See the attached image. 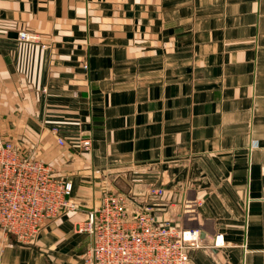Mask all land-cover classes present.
<instances>
[{
  "label": "crops",
  "instance_id": "obj_1",
  "mask_svg": "<svg viewBox=\"0 0 264 264\" xmlns=\"http://www.w3.org/2000/svg\"><path fill=\"white\" fill-rule=\"evenodd\" d=\"M46 108L90 150L59 144ZM0 140L55 164L80 206L28 243L0 229V264H84L82 210L135 177L189 181L183 224L224 233L188 264H264V0H0Z\"/></svg>",
  "mask_w": 264,
  "mask_h": 264
},
{
  "label": "built area",
  "instance_id": "obj_2",
  "mask_svg": "<svg viewBox=\"0 0 264 264\" xmlns=\"http://www.w3.org/2000/svg\"><path fill=\"white\" fill-rule=\"evenodd\" d=\"M16 39L48 48L31 30H18ZM37 57L44 65L45 53ZM37 91L46 94L47 85L39 84ZM39 118L59 144L90 150V129L82 121L56 117L47 108ZM57 171L55 164L24 152L10 140H0V229L28 243L44 221L79 209L71 179ZM189 187L187 180L167 186L139 177L129 191L107 187L101 202L81 213L78 229L90 236L84 264H188L195 249L226 246L223 232L208 237L201 228L183 224L193 204Z\"/></svg>",
  "mask_w": 264,
  "mask_h": 264
},
{
  "label": "water",
  "instance_id": "obj_3",
  "mask_svg": "<svg viewBox=\"0 0 264 264\" xmlns=\"http://www.w3.org/2000/svg\"><path fill=\"white\" fill-rule=\"evenodd\" d=\"M8 36H11V37H16L17 36V32L16 31H8ZM202 235L204 236V234L202 233Z\"/></svg>",
  "mask_w": 264,
  "mask_h": 264
}]
</instances>
